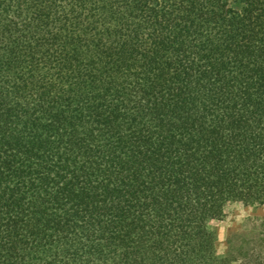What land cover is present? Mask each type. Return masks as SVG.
Wrapping results in <instances>:
<instances>
[{
	"label": "trees",
	"instance_id": "16d2710c",
	"mask_svg": "<svg viewBox=\"0 0 264 264\" xmlns=\"http://www.w3.org/2000/svg\"><path fill=\"white\" fill-rule=\"evenodd\" d=\"M264 201V0H0V264H222Z\"/></svg>",
	"mask_w": 264,
	"mask_h": 264
},
{
	"label": "rangeland",
	"instance_id": "374dc122",
	"mask_svg": "<svg viewBox=\"0 0 264 264\" xmlns=\"http://www.w3.org/2000/svg\"><path fill=\"white\" fill-rule=\"evenodd\" d=\"M210 227L222 264H264V201L229 202Z\"/></svg>",
	"mask_w": 264,
	"mask_h": 264
}]
</instances>
